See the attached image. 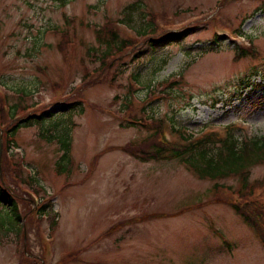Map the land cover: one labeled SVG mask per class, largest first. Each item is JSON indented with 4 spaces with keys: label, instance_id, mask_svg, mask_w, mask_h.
<instances>
[{
    "label": "rangeland",
    "instance_id": "1",
    "mask_svg": "<svg viewBox=\"0 0 264 264\" xmlns=\"http://www.w3.org/2000/svg\"><path fill=\"white\" fill-rule=\"evenodd\" d=\"M138 2L135 27L156 15L172 32L197 28L178 43L136 48L104 65L94 52L96 28L119 27ZM123 31L131 34L126 25ZM236 33L249 37L256 56L237 60L245 41ZM216 35L219 45L212 43ZM3 93L10 105L51 115L19 127L10 151L21 165L10 177L33 182L38 195L31 194L47 215L16 228L0 207V264H27L29 257L42 264H264L258 233L222 202L227 192L215 196V182L178 160L142 162L113 150L152 135L132 120L166 118L195 133L232 126L242 139L263 136L264 0H0ZM79 102L81 110H62ZM65 127L72 165L62 175L58 140ZM4 138L0 128V143ZM251 182H264V165L252 169ZM157 214L167 217L130 222Z\"/></svg>",
    "mask_w": 264,
    "mask_h": 264
},
{
    "label": "trees",
    "instance_id": "2",
    "mask_svg": "<svg viewBox=\"0 0 264 264\" xmlns=\"http://www.w3.org/2000/svg\"><path fill=\"white\" fill-rule=\"evenodd\" d=\"M140 4L141 2L134 3L125 10L127 23L132 22L130 13L140 9ZM154 17L159 18L156 15ZM166 25L159 18L155 21L153 19L152 22H142V25L138 29L134 28L146 43L147 49L145 51H155L160 47L178 43L188 33L193 32V30H186L176 34L167 33L165 32ZM95 32L98 49H94V52L102 58L104 65H112L120 57L124 56L128 49L127 47H134L139 42L137 39L131 37H123L119 27L114 25L113 22L96 28ZM63 34L65 37L67 36V32H63ZM152 36H158V38L154 39ZM218 40V38H215L216 42ZM247 56H256L255 49L250 45L236 49L237 60ZM242 82L245 83L244 80ZM7 104V96L4 94L0 95V128L3 127L5 136L3 140V155L0 160L3 177L2 179L0 177V207L4 210L5 216L8 215L12 219L14 227L20 228L23 226L20 225L22 222H26L25 224L27 225V223L39 221L40 215L46 216L45 210L47 207L42 202L37 207L31 193L27 191L31 190L38 195L32 186V181L27 186H23L17 177V179L10 177L13 173L17 175L21 172V165L13 162L9 152L16 146L15 143H12L19 127L29 128L39 124L45 119V116H50L51 113L43 115L38 119L28 117L25 123H17L16 125L12 123L14 117L19 115V113L25 112L26 107L20 104H8L10 109L6 112L4 106ZM81 106V103H75L73 105L75 110L69 106H63L62 110L64 112L78 111L81 110ZM5 118L12 124L9 125V123L4 122ZM137 124L152 131V135L144 140L141 145L113 147V150L125 152L142 162L178 159L199 179H208L215 182L213 186L215 196L216 192H227V199H221L222 202L229 204L247 224L252 226L264 243V202L257 196L258 191L263 188L264 184L261 182L252 183L250 180L252 168L264 165V135L242 139L235 136L232 128H226L227 134L223 137L218 133H202L200 135L189 134L188 132L183 133L180 128H173L172 134L176 135V139L173 142H168L165 139V132L167 130L165 120L158 122L146 120L141 123H134V125ZM132 125L129 122L128 126ZM58 141L63 155L59 159L57 171L63 175L69 171L72 165L70 153L72 141L69 128H64V133ZM11 166L15 167L16 170L13 171ZM229 179L237 181L238 185L236 188H233V186L228 185L226 182L221 183V181ZM216 199H220L218 195ZM217 202L219 203L220 201ZM165 216L158 214L148 215L133 219L130 222L141 223ZM5 221V219L0 220V225L3 226ZM114 229L115 226L109 232H112ZM26 260L27 264H42L36 257H29Z\"/></svg>",
    "mask_w": 264,
    "mask_h": 264
}]
</instances>
